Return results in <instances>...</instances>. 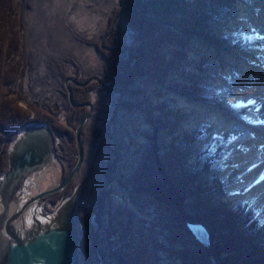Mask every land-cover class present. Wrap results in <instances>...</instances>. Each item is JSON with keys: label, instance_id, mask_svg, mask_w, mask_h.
<instances>
[{"label": "rangeland", "instance_id": "1", "mask_svg": "<svg viewBox=\"0 0 264 264\" xmlns=\"http://www.w3.org/2000/svg\"><path fill=\"white\" fill-rule=\"evenodd\" d=\"M121 1V4L120 0L18 1L15 9L22 26V76L15 86L7 88L8 98L29 113L30 119L39 112L60 123L61 117L66 115L62 106L68 103L57 100L60 88L48 71L53 61L63 72L60 78H63L69 103L68 79L87 83L84 87H88L99 84L96 79L104 84L111 67L117 66L118 72L124 68V73L133 67L143 73L144 76L137 77L134 84L127 87L121 99L105 93L89 94L90 101L101 113L105 111L109 119L105 138L98 141L100 145L94 151L86 152L82 168L75 175L86 179V192L80 197L78 209L82 263L100 264L101 257L105 264H213L212 258H207L210 236L208 244L198 242L189 230V225L194 223L189 222L193 219L187 215L191 213L188 207L183 209L188 212L185 213L178 207L179 202L171 199L174 197L171 182L179 177V172L184 173L185 168L170 156V134L174 133L172 141L178 145L180 135L201 131L196 152L189 154L187 164L194 162V156L209 143L223 147L224 153L219 155L218 162L222 169L219 179L228 195L222 201L230 207L244 203L247 211L255 213L258 232H264V200L261 206L251 203L244 195L251 191L250 184L245 189L241 187L250 169L260 170L262 179L264 177V140L246 132L242 125L229 130L215 127L208 113L200 114L197 110H208L213 103H220L227 111L239 112L237 106L227 104L225 99L241 76L240 67L244 62L264 69V35L257 32L264 14V0H183L185 18L191 22L203 21L200 11L206 5L212 4L214 10L225 6L218 18L220 25L217 24L215 31H207V39L180 34L168 24L157 25L156 29L167 35L161 43L165 48L158 54H143V47L146 49L148 45L127 33L123 15L129 0ZM124 2V12L109 33ZM200 5H204L202 9ZM181 17L184 21L183 15ZM154 31H149L150 39L146 43L158 36ZM171 38L174 42L169 44L167 40ZM118 41L128 46L131 53L126 57L124 52L118 61L106 62L114 50L104 48ZM133 51L137 52V60ZM140 60L142 66L135 67ZM68 85L70 89L76 86L71 82ZM125 104L129 109L124 108ZM54 105H59L57 117L50 112ZM83 108L85 116L89 109ZM255 108L251 112L261 109ZM90 113L93 121L98 110ZM87 122L89 118L82 130ZM252 125L261 126L257 123L249 126ZM18 134L19 131L9 142L3 137L6 156ZM54 139L56 142L55 136ZM57 143L59 140L54 146L55 153ZM74 150L77 151V147L74 146ZM58 169L59 166L45 176L40 191L59 181ZM32 193L35 195L37 191L33 189ZM104 197L108 202L104 208L108 216L102 213L96 225L93 211L99 213ZM199 210L201 213L202 207Z\"/></svg>", "mask_w": 264, "mask_h": 264}, {"label": "trees", "instance_id": "2", "mask_svg": "<svg viewBox=\"0 0 264 264\" xmlns=\"http://www.w3.org/2000/svg\"><path fill=\"white\" fill-rule=\"evenodd\" d=\"M18 1L20 0H0V177L8 169L6 149L2 146L3 137L6 136L9 142L11 136L15 137L26 124L41 122L47 124L55 138L59 139V145L56 146V156L64 170L61 176L64 179L77 161L76 150H74V146L76 147L74 145L76 144L75 129L84 115L83 110L85 108H71L67 93L65 94L62 85L64 83L63 78H60L63 76L61 74L63 72H61L58 63L55 61L48 66V71H50L49 75L53 76V80L60 88L57 92L59 97L57 100L68 103L65 106H62L61 103L65 111H72L69 113L67 123L61 120L60 123L63 124L61 125L56 122L57 119H51L46 114L39 112H36L30 119L29 113L18 107L16 101L8 98L10 92H7V88L15 86L22 76L20 73L22 69L20 60L23 57L22 26L21 20L17 21L15 9ZM182 2L183 0H129L123 15V25L126 26L128 33H132L135 39L148 45L146 49L143 47V54L145 52L158 54L163 52V48H165L161 43L165 42L166 32L156 29L157 25L168 24L173 26L174 30L180 34L195 35L207 39L209 31H215L216 27L218 28V18L226 9L225 6H222V9L214 10L211 7L212 4H205L207 7L200 5V9L203 6L205 7L200 11L203 15V21L200 23L191 22L190 19L187 21V18H185V5H182ZM182 15L185 18L184 21H182ZM171 19H175L176 22ZM154 29V33L158 36L146 43L150 39V37H147L150 34L149 31ZM170 35H172L171 32ZM171 40L172 38L167 42L169 44L173 43L174 40ZM136 51L140 52L141 50L136 49ZM137 52H135V60L138 59ZM131 60H133V57H131ZM142 63V60L138 61L135 67L142 66ZM111 68L113 69V71L111 69V73L114 80L110 89L104 90L96 83L88 87H74L72 85L74 102L94 104L90 101V93H105L121 99L127 87L132 86L137 77L144 76L143 73L137 72L133 67L132 70L130 69L126 73L123 71L124 68L120 69V72L117 71V66ZM88 79L89 77L84 80ZM104 81L109 83L110 75H106ZM56 106L59 107V105ZM124 108L129 109L128 104H125ZM50 112L52 111L50 110ZM57 114L59 112L53 114V116L57 117ZM170 135V156L185 168L184 173L179 172V177L171 182V188L173 186L172 191H174V197L171 199L179 202L178 207L182 211L185 207H188V211L191 213L184 212L188 213L189 218L193 219L189 222L201 225L210 234L211 249L207 252V258L211 257L213 264H264V232H258L259 223L258 220H254V211H247L244 203L230 207L228 203L222 201L228 195L219 179L222 169L218 162L219 155L224 153L223 147H217V145L209 143L206 149L195 155L194 162L187 164L189 154L196 152V142L201 139V131L193 130L190 133L180 135L181 143L178 145H175V141H172L175 138L174 133ZM213 142L216 143V140ZM161 171L164 174L162 167ZM73 184L74 182H71L64 191L45 198L41 202L44 209L49 212L54 211L58 204L71 194ZM105 204V197L101 198V205L98 207L99 213L96 214V210L93 211L96 217V225L100 223L102 213L108 216L104 209ZM200 207H202L201 213L199 212ZM106 223L109 227V217H107ZM100 227L101 225H99ZM106 232L105 229L104 233L106 234Z\"/></svg>", "mask_w": 264, "mask_h": 264}, {"label": "water", "instance_id": "3", "mask_svg": "<svg viewBox=\"0 0 264 264\" xmlns=\"http://www.w3.org/2000/svg\"><path fill=\"white\" fill-rule=\"evenodd\" d=\"M126 2L122 4L109 33L122 16ZM96 81L105 88L110 86L98 79ZM69 82L76 86L87 83L66 80L71 105L89 108L76 128L77 163L60 183L40 191L42 180L58 167L53 133L47 124L41 122H30L19 130V136L7 152L8 169L0 177V264H83L78 224L82 183L54 211H46L40 205L43 198L62 191L68 185L83 161L80 132L92 106L74 102ZM33 189L37 194L33 195ZM189 230L201 244L209 243V234L202 226L189 225ZM99 260L100 264H105L101 257Z\"/></svg>", "mask_w": 264, "mask_h": 264}, {"label": "bare ground", "instance_id": "4", "mask_svg": "<svg viewBox=\"0 0 264 264\" xmlns=\"http://www.w3.org/2000/svg\"><path fill=\"white\" fill-rule=\"evenodd\" d=\"M260 22L261 24L257 32L264 35V14ZM240 75L234 84L231 94L225 99L227 104L237 106L238 113H235L233 110L227 111L225 108L223 109L220 103H213L208 107V110L201 108H197V110L199 113H208L214 120L215 127L223 126L224 129L229 130V128L242 125V128L246 132L249 131V134L264 140V69L244 62L240 67ZM254 106L257 111L258 108H261V112H251ZM260 113L261 118H259ZM252 123H257L261 126H249ZM261 174L260 170L250 169L244 177V183L241 184V187L244 186V189L249 186L247 185L248 183L250 184L248 188L251 191L244 194L245 198L259 206L263 205L262 200H264V177L262 179ZM254 182L257 184H253ZM234 187L236 186L234 185Z\"/></svg>", "mask_w": 264, "mask_h": 264}, {"label": "flooded vegetation", "instance_id": "5", "mask_svg": "<svg viewBox=\"0 0 264 264\" xmlns=\"http://www.w3.org/2000/svg\"><path fill=\"white\" fill-rule=\"evenodd\" d=\"M122 3V1L120 0V4ZM123 27H125L126 28V26L125 25H123ZM126 31H127V33H128V30H127V28L125 29ZM104 49H106V50H108V51H110V50H114L112 53H113V55L111 56V58H106L105 60H106V62H108V61H111V60H113V59H115L116 61H118L119 59H118V57H120V56H122L123 55V53L125 52V56L127 57L128 56V54L129 53H131V49H129L128 48V46H125V45H123V44H121L119 41H118V43H115V44H113V46H108V47H105ZM118 52H119V54H118ZM105 65V64H104ZM102 71H103V69H102ZM109 75H110V81H109V83H104L105 85H109L110 84V88H111V86H112V84H113V80H114V78H113V75H112V73H111V71H109ZM81 84V83H80ZM99 85V84H98ZM80 87H84V86H80ZM99 95H102L101 93H99L98 94V96ZM76 104H79V103H76ZM91 104V106H92V109H91V113H93V111H97L98 110V113H97V116H96V118H94L93 119V121H92V115H89L88 116V118H89V121L90 122H87L86 123V126L84 127V129L81 131V133H80V141H81V144H82V148H83V159H84V156H85V154H86V152L88 151V150H95L97 147H99V145L100 144H98V141H100V140H102V139H104L105 138V136H106V130H107V119H109V118H107V115H105V111L103 112V113H101L100 112V109H98V108H96L95 107V105L94 104H92V103H90ZM71 106V105H70ZM72 108V107H71ZM53 110H52V112L54 113V114H56V113H58V107L56 106V105H54L53 106V108H52ZM76 109H83V107H76ZM89 109V108H88ZM68 110V109H67ZM102 110V109H101ZM64 112H66V115H64V117H61V119H62V121H64V122H66L67 123V118H68V116H69V113L70 112H72V111H65L64 110ZM90 113V114H91ZM84 117V116H83ZM82 120V119H81ZM80 120V121H81ZM80 123V122H79ZM78 123V124H79ZM78 126V125H77ZM77 128V127H76ZM76 130V129H75ZM76 134V133H75ZM75 137H76V135H75ZM107 138V137H106ZM59 139L58 138H56V142L58 141ZM55 142V143H56ZM58 145H59V143H57L56 144V146L58 147ZM76 145H77V143H76ZM77 147V146H76ZM104 149V148H103ZM92 151V152H93ZM58 159V158H57ZM76 159H78V149H77V151H76ZM76 163H77V161H76ZM82 163H83V161H82ZM76 165V164H75ZM58 166H59V168L60 169H58V171H59V181L56 183V184H58V183H60L63 179L61 178V176H62V174H63V172H64V170H63V168L61 167V164H60V161H59V159H58ZM75 167V166H74ZM73 167V168H74ZM72 168V169H73ZM80 168H82V164H81V167ZM80 168L78 169V170H80ZM71 169V170H72ZM70 170V171H71ZM70 173V172H69ZM68 173V174H69ZM77 174V173H76ZM75 177V176H74ZM80 177H82V176H80ZM66 178V177H65ZM71 182H74V184H73V187H72V192H73V190L75 189V187L78 185V184H81L82 183V188H81V195H80V197L86 192V179L83 177V178H79L78 177V175L75 177V179L73 178L69 183H68V185H66V187L63 189V190H65L68 186H69V184L71 183ZM76 182V183H75ZM47 189V188H46ZM45 189H43L42 191H44ZM58 193V192H57ZM57 193H55V194H57ZM35 194H37V193H35ZM55 194H52V195H50V196H47V197H45V198H48V197H51V196H53V195H55ZM45 198H43L42 200H41V202L42 201H44V199ZM105 201H106V198H105ZM41 202H40V205H41ZM107 203L108 202H106V204H105V206H104V208H106L107 207ZM42 206V205H41Z\"/></svg>", "mask_w": 264, "mask_h": 264}]
</instances>
